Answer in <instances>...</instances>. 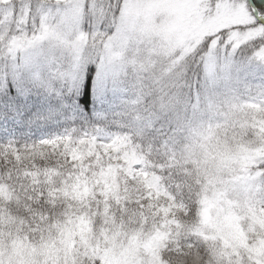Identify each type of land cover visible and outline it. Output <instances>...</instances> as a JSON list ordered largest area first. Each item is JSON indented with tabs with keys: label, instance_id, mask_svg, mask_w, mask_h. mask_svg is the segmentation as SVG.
<instances>
[{
	"label": "clouds",
	"instance_id": "obj_1",
	"mask_svg": "<svg viewBox=\"0 0 264 264\" xmlns=\"http://www.w3.org/2000/svg\"><path fill=\"white\" fill-rule=\"evenodd\" d=\"M75 7L0 2L23 84L0 90V264H264V29L210 0ZM85 64L109 81L87 108Z\"/></svg>",
	"mask_w": 264,
	"mask_h": 264
},
{
	"label": "snow or ice",
	"instance_id": "obj_2",
	"mask_svg": "<svg viewBox=\"0 0 264 264\" xmlns=\"http://www.w3.org/2000/svg\"><path fill=\"white\" fill-rule=\"evenodd\" d=\"M10 2V0H0ZM77 0H68L67 21L70 24L75 16ZM210 6L216 13L217 19L222 21L221 27L264 29V0H210ZM28 63H31V58ZM38 75V74H37ZM15 88L23 90V84L15 73L0 77V90ZM109 87V81L103 66L82 65L73 73L71 92L76 97L77 105H89V99L101 101Z\"/></svg>",
	"mask_w": 264,
	"mask_h": 264
},
{
	"label": "trees",
	"instance_id": "obj_3",
	"mask_svg": "<svg viewBox=\"0 0 264 264\" xmlns=\"http://www.w3.org/2000/svg\"><path fill=\"white\" fill-rule=\"evenodd\" d=\"M93 102V100L91 99V97H90V99H89V105L91 104ZM88 105V106H89Z\"/></svg>",
	"mask_w": 264,
	"mask_h": 264
}]
</instances>
